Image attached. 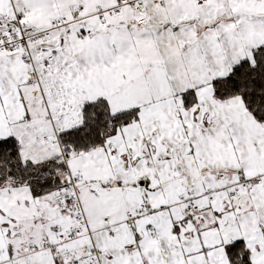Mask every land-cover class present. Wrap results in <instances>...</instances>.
<instances>
[{"label":"snow or ice","instance_id":"obj_1","mask_svg":"<svg viewBox=\"0 0 264 264\" xmlns=\"http://www.w3.org/2000/svg\"><path fill=\"white\" fill-rule=\"evenodd\" d=\"M0 264H264V0H0Z\"/></svg>","mask_w":264,"mask_h":264}]
</instances>
